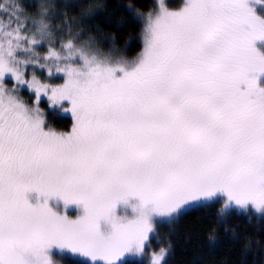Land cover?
Returning a JSON list of instances; mask_svg holds the SVG:
<instances>
[{"label":"snow or ice","instance_id":"snow-or-ice-1","mask_svg":"<svg viewBox=\"0 0 264 264\" xmlns=\"http://www.w3.org/2000/svg\"><path fill=\"white\" fill-rule=\"evenodd\" d=\"M98 7L0 0V264H54L53 249L167 264L171 243L151 248L157 226L217 200L225 233L226 210L264 221V0L122 5L144 23L131 59L81 27ZM25 88L71 129L53 130ZM219 243L210 230L206 247Z\"/></svg>","mask_w":264,"mask_h":264},{"label":"trees","instance_id":"trees-1","mask_svg":"<svg viewBox=\"0 0 264 264\" xmlns=\"http://www.w3.org/2000/svg\"><path fill=\"white\" fill-rule=\"evenodd\" d=\"M185 0H167L170 10L180 9ZM26 3L30 0H25ZM94 2L100 7L93 12L94 19H87L81 24L86 27L87 34L106 41L102 45L107 52L114 40L115 45L129 59L137 56L143 49L141 32L143 21L133 22L121 7L131 3L145 14L153 9L156 0H80L85 7ZM33 10L34 9H30ZM69 16L79 17V9H64ZM31 77L32 68L28 70ZM37 78L43 83L56 85L63 83L56 75L48 76L46 70L35 69ZM21 95L33 106H38L45 113L48 125L55 131L67 132L71 129L73 120L70 113L60 110L59 105L53 106L46 96H42L38 105L35 96L23 89ZM66 107L70 105L65 102ZM219 200L208 206L189 210L175 224L158 225L157 236L151 241V248L158 250L172 245L167 264H264V221H248L244 213L226 210L227 223L235 230V235L225 233L223 225L217 222ZM70 218H76L78 211L74 206L68 210ZM215 229L220 236V243L212 250L206 247V237L210 230ZM54 264H88L89 258L65 250L53 249ZM141 257L127 256L128 264H140ZM143 264H148L143 259Z\"/></svg>","mask_w":264,"mask_h":264},{"label":"rangeland","instance_id":"rangeland-1","mask_svg":"<svg viewBox=\"0 0 264 264\" xmlns=\"http://www.w3.org/2000/svg\"><path fill=\"white\" fill-rule=\"evenodd\" d=\"M178 1H180V0H178ZM185 2V1H184ZM158 3H159V0H156V5H158ZM165 3L168 5V2H167V0H165ZM155 5V6H156ZM169 6V5H168ZM170 9V8H169ZM179 10V9H178ZM173 11V10H172ZM174 11H177V10H174Z\"/></svg>","mask_w":264,"mask_h":264}]
</instances>
